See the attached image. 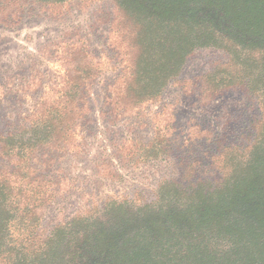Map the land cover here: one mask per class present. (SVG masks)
Returning a JSON list of instances; mask_svg holds the SVG:
<instances>
[{
	"label": "trees",
	"instance_id": "obj_1",
	"mask_svg": "<svg viewBox=\"0 0 264 264\" xmlns=\"http://www.w3.org/2000/svg\"><path fill=\"white\" fill-rule=\"evenodd\" d=\"M74 1L93 0H0V24L13 25L31 4ZM111 1L142 35L136 76L124 82L129 103L155 99L197 49L221 50L245 76H203L208 98L231 89L258 95L255 142L246 160L226 159L227 178L213 189L163 182L156 203L108 201L101 215H75L44 232L54 193L38 154L67 148L65 119L78 101L71 92L96 77L63 76L51 106L39 100L27 123L0 132V264H264V0ZM163 149L153 140L147 159L163 158Z\"/></svg>",
	"mask_w": 264,
	"mask_h": 264
},
{
	"label": "rangeland",
	"instance_id": "obj_2",
	"mask_svg": "<svg viewBox=\"0 0 264 264\" xmlns=\"http://www.w3.org/2000/svg\"><path fill=\"white\" fill-rule=\"evenodd\" d=\"M28 9L0 24V132L27 123L39 100L51 106L63 76H96L71 92L81 102L65 119L67 148L38 154L54 193L41 230L101 215L108 201L156 203L163 182L213 189L227 178L229 156L246 160L262 124L260 97L231 89L208 98L202 81L245 76L224 51L197 49L155 99L129 103L124 82L144 53L136 21L111 0ZM153 140L165 145L163 158L147 159Z\"/></svg>",
	"mask_w": 264,
	"mask_h": 264
}]
</instances>
